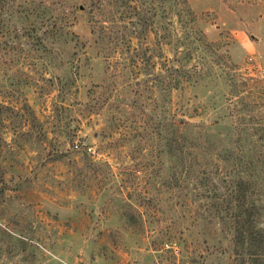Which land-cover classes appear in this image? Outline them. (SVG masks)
Instances as JSON below:
<instances>
[{
  "label": "rangeland",
  "instance_id": "obj_1",
  "mask_svg": "<svg viewBox=\"0 0 264 264\" xmlns=\"http://www.w3.org/2000/svg\"><path fill=\"white\" fill-rule=\"evenodd\" d=\"M187 3L207 46L189 34L201 77L171 96L167 0H0V264H238L223 188L190 189L183 168L220 186L244 161L235 135H264V0ZM152 10L162 48L139 65L125 44Z\"/></svg>",
  "mask_w": 264,
  "mask_h": 264
},
{
  "label": "trees",
  "instance_id": "obj_2",
  "mask_svg": "<svg viewBox=\"0 0 264 264\" xmlns=\"http://www.w3.org/2000/svg\"><path fill=\"white\" fill-rule=\"evenodd\" d=\"M167 1L168 4L165 14L163 15L161 13L159 16H166L167 19L169 17L170 22L175 20V22L179 24V27H182V31H180L182 35H175V37L173 36L171 39L169 38V40L167 38L164 42L168 43L171 40V48L173 49L172 55L168 56L166 59L168 63L164 68L166 71L164 89L167 90L169 95L177 96L179 92H182L187 86L201 77V71L197 69L201 67L197 66V62L189 63L188 60L189 56L187 54L190 52L189 43L191 42V39L188 38L189 34L193 32L191 35L192 38H195L194 40H198L205 46H207V40L204 39L201 29L195 25L196 15L189 7L187 0ZM154 7L155 6H152V9ZM156 16H158L156 10H152L148 17L141 15L139 17V23L143 26L142 38L139 37L140 34H136L134 35L137 38L135 44L134 42L132 43L131 40H128L125 44L127 49L134 52V61L137 59L139 65H146L147 62L149 63L152 53L146 54L148 49L157 47L158 50H161L162 48V41L157 38L152 41L146 36L148 29H150L148 25L152 27V23ZM93 28L99 36L104 34V25L102 22H98ZM181 43L183 47H181ZM201 57L203 59V56L199 55L198 62ZM155 62L156 61H152L150 65L154 66ZM200 63L203 64L204 62ZM209 68L211 69V66H209ZM145 79H150L151 82H154V86L158 89L162 81L160 79V70L153 71L150 78ZM238 98H241V96ZM239 100L242 101V99ZM179 103L181 104V102ZM185 122L186 120L181 116L175 115V110L173 109L167 127L169 132V148L172 154H175V157L176 152L173 151L181 149L183 145L182 139H185L178 134L182 127L181 125ZM240 128L244 127L241 126ZM244 133L236 134L233 138L236 142V152H232L234 153V158L244 161L231 165V168H227V171H232L233 175L227 183H223L220 186L217 185L218 182L214 179L215 176H213V172L210 171L209 173L204 167H192L188 163L183 169L190 189H202V186H205L207 190L212 189V191H215V189L220 187L223 188L219 203L226 211L227 218L231 222L232 238L238 247L236 254L238 264H262L263 260H261V255L263 256V253L261 254V252L258 251H262L264 246V239H261L263 222L259 221L257 215H261L264 218V179H261V177L264 176V150L258 147L254 148V146L255 141L258 140V146L263 145L264 148V135L259 134L256 137H252L251 133ZM188 139H190L191 142L187 144L185 148L186 154L191 152L189 149L193 148L194 150V146L198 145L191 137ZM206 142L209 144L211 143L209 139H207ZM255 161L260 162V164Z\"/></svg>",
  "mask_w": 264,
  "mask_h": 264
},
{
  "label": "built area",
  "instance_id": "obj_3",
  "mask_svg": "<svg viewBox=\"0 0 264 264\" xmlns=\"http://www.w3.org/2000/svg\"><path fill=\"white\" fill-rule=\"evenodd\" d=\"M259 71H260L261 74L264 75V66L263 67H260ZM75 146H76V144H75Z\"/></svg>",
  "mask_w": 264,
  "mask_h": 264
}]
</instances>
